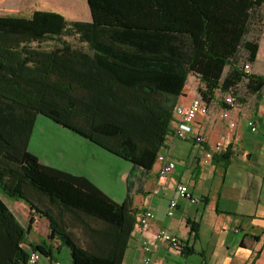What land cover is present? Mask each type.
<instances>
[{"label":"crops","instance_id":"1","mask_svg":"<svg viewBox=\"0 0 264 264\" xmlns=\"http://www.w3.org/2000/svg\"><path fill=\"white\" fill-rule=\"evenodd\" d=\"M85 4L93 28L102 37L108 34L110 39L106 44L100 42L108 48L107 53L88 56L83 52L84 55L92 57L125 84L148 83L145 73L167 71L165 77H170L176 87L171 92L176 106L183 102L189 104L200 95L199 88L203 87L200 78L188 72L195 40L200 37L198 33L203 26L198 12L161 9L159 0H85ZM255 38L259 49L250 73L264 76V4L256 10L246 35V39ZM229 70L230 66H226L224 76ZM241 86L245 92L239 88L240 100L234 107H227L225 102L230 93L218 92L208 114H199L184 126L186 139L174 135L181 124L175 106L173 134L161 151L175 162V170L160 175L156 161L152 169H142L136 175L139 186L131 207L139 213L122 264H264V89L249 93L244 83ZM225 110H229L227 118L222 115ZM250 121L256 123L255 131L250 129ZM199 134L202 142L196 140ZM223 138L222 150L207 160L206 152L212 151ZM30 143L31 138L29 149ZM29 151L39 163L67 171L48 159L46 153L42 157ZM26 167L30 178L44 183L42 190L22 185L29 203L41 211L59 212V201L66 199V183L46 177L37 167ZM3 178L9 186L14 184V178L8 173ZM180 183L187 185L197 202L178 195ZM3 198L24 226L31 224L29 235L37 234L38 225L45 226L40 239L29 238L36 246L45 241L52 246L50 253L42 254L36 264H73L70 253L61 256L60 241L47 239V219L32 211L29 203ZM175 198L177 208L168 216L169 204ZM148 209L154 218L149 228L144 229L138 219ZM161 227L177 235L182 246L174 247L157 239L156 231ZM144 246H149L150 251H145ZM146 256L150 263H145Z\"/></svg>","mask_w":264,"mask_h":264},{"label":"trees","instance_id":"2","mask_svg":"<svg viewBox=\"0 0 264 264\" xmlns=\"http://www.w3.org/2000/svg\"><path fill=\"white\" fill-rule=\"evenodd\" d=\"M159 4L161 9L198 12L203 19L188 72L200 78V96L207 105L218 92L230 93L236 101L240 100L237 96L242 83L249 93L264 89V76L244 69V64L252 65L257 59L258 38L250 40L246 35L264 0H159ZM52 16L60 25V17ZM40 17L37 13L23 20L25 24L20 29L30 33ZM12 19L0 16V264H25L30 251L38 250L42 255L52 248L46 241L40 246L30 242L31 224L24 226L3 200L6 197L29 203L22 185L38 190L44 187L43 182L29 177L26 165L66 183V199L62 202L65 209L41 211L29 203L32 211L47 219L52 229L47 239L57 238L67 245L73 264H122L139 213L131 207L135 176L142 169L153 168L167 138L173 134L176 104L157 103L152 98L143 102L139 98L136 103H144L139 114L138 108H134L135 94L155 93L153 84L127 85L92 57L67 44L58 50L57 59L50 60V74L46 72V78H37L34 60L20 56L27 52L14 53L12 47L1 43L5 30L14 28ZM226 66L230 70L224 76ZM39 114L134 164L125 203L112 200L87 175L39 163L29 151ZM5 173L14 178V184L9 186L4 180ZM68 201L79 212L72 207L68 211L79 215L81 226L90 230L87 244L76 243L61 231ZM111 210L118 216L115 224L107 218ZM54 213L59 215L56 222ZM86 218L101 221L104 227H90ZM192 228L196 229L194 225Z\"/></svg>","mask_w":264,"mask_h":264},{"label":"rangeland","instance_id":"3","mask_svg":"<svg viewBox=\"0 0 264 264\" xmlns=\"http://www.w3.org/2000/svg\"><path fill=\"white\" fill-rule=\"evenodd\" d=\"M37 13L40 14L42 19L39 18L37 25L30 33H24L20 29L25 24L23 20L33 18ZM88 13L85 0H0V16L13 18L14 21V28L6 29L1 35V43H6L9 47H12L11 51L14 53L27 52V55L24 53L17 54H20L23 58L33 59L36 68L35 76L39 79L46 78V72L50 74V60L58 58L60 55L58 50L62 49L65 44L72 46L78 53L85 52L88 56L108 52V48L100 42L106 44L110 36L106 34L102 37V34L93 28V25L89 22ZM52 15L60 17V25L55 22ZM145 74L148 75L146 81L154 85L156 92H136L137 99L134 101V108H138L139 114L143 111V102H147L151 98L157 103L167 104L169 101L172 104L174 96L171 92L176 88L173 86L170 77H165V74H168L167 71L153 70L152 75ZM155 74H159V77ZM242 87L240 89L245 92ZM139 98L143 102H139L138 105L136 101ZM29 150L37 152L41 156L46 153L48 159L54 160L73 174L87 175L97 187L115 202L122 204L127 201L128 178L131 173L135 172L134 164L106 151L105 148L59 125L54 120L43 116V114H39L37 121H35ZM138 186V178L135 176V186L131 189L132 199L137 198L135 192ZM23 193L26 196L24 191ZM21 201L25 204L24 200ZM63 201L60 200L59 204L62 205ZM68 202L67 212L63 213L65 217L61 231L69 235L76 243L87 244L90 241L88 235L90 230L81 226L78 221L79 215H73L68 211L69 207L75 206L72 203L70 204V201ZM61 205L58 206L60 211L62 210ZM62 207L64 206L62 205ZM75 211H78V209ZM56 214L54 213L55 222L56 217L59 216ZM81 218L83 219V217ZM107 218H109L111 224H115L118 216L114 210H111ZM87 222L90 227H104L101 221H95L91 218L87 219ZM45 224L49 229V234L52 229L48 222ZM44 227V225H38L37 234L32 233L33 235L28 236V240L30 241L29 238L40 239V233L45 232ZM55 240L56 243L59 242L57 238ZM62 247L61 256L69 255L70 248L65 244Z\"/></svg>","mask_w":264,"mask_h":264},{"label":"built area","instance_id":"4","mask_svg":"<svg viewBox=\"0 0 264 264\" xmlns=\"http://www.w3.org/2000/svg\"><path fill=\"white\" fill-rule=\"evenodd\" d=\"M250 65L249 63L244 64V69L250 73ZM225 102L234 107L236 106V100L233 97V95H229L226 96L225 98ZM210 111L209 109V105H207L202 99L201 96H197L195 97L189 104H185L183 103H179L176 106V110H175V114L176 117L180 120V126L177 127L174 131V135L177 137H181L186 139L188 136L184 130V126L192 123L197 116L200 115H206L208 114V112ZM229 110H225L223 111L222 115L223 117L227 118L229 117ZM230 125L232 127L235 126V123H233L232 121L230 122ZM249 126L251 127L250 129L252 131H255L257 128V125L254 121H250L249 122ZM196 140L202 142L203 141V137L199 135H196ZM223 143H224V138L219 141L218 143H216L214 145V149L212 151H208L206 152V159L209 160L211 158H213L214 156V152L215 153H219L222 148H223ZM157 161L159 163V174L160 175H165V174H169L171 172H173L175 170V162L170 160L168 158V155L164 154V153H160L157 157ZM188 187L186 184L180 183L178 185V195L184 199H188L192 202H197L198 199L191 196V194L188 191ZM177 204H178V199L175 198L171 201V203L169 204L168 207V216H172L177 208ZM185 217H187V215H185ZM154 218V213L148 209L145 210L140 218L138 219V223L139 225L144 228L147 229L149 228L150 224H151V220ZM155 237L161 241H165V243L170 244L171 246L174 247H180L182 246V242L181 240L178 238L177 235H174L172 233H170L167 229H165V227H161L156 231V235ZM145 251H150L149 246H144ZM41 259V254L39 253L38 250H32L29 253V257H28V261L25 264H36L39 263ZM145 263H150V258L149 256L145 257ZM55 264H61L60 262H56Z\"/></svg>","mask_w":264,"mask_h":264}]
</instances>
